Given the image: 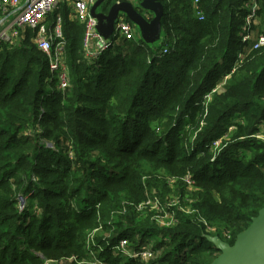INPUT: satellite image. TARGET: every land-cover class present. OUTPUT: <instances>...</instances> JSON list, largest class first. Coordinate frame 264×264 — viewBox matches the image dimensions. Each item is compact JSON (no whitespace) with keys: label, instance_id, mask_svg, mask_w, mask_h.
Listing matches in <instances>:
<instances>
[{"label":"trees","instance_id":"trees-1","mask_svg":"<svg viewBox=\"0 0 264 264\" xmlns=\"http://www.w3.org/2000/svg\"><path fill=\"white\" fill-rule=\"evenodd\" d=\"M159 1V45L122 38L96 60L62 4L63 92L31 38L0 44V264H32L35 250L85 254L97 227L107 233L94 250L157 239L149 260L122 264H209L219 250L206 235L233 244L264 205V142L253 136L264 122V46L236 64L248 0H199L201 19L193 0ZM256 14L251 29L264 33V0ZM163 171L193 213L157 197L162 210L137 208L159 207L146 192L169 184ZM36 192L37 211H19L18 195Z\"/></svg>","mask_w":264,"mask_h":264},{"label":"built area","instance_id":"built-area-1","mask_svg":"<svg viewBox=\"0 0 264 264\" xmlns=\"http://www.w3.org/2000/svg\"><path fill=\"white\" fill-rule=\"evenodd\" d=\"M96 0H0V44L16 45L25 38V32L29 29L37 30L36 36L31 39L35 47L40 50L48 59L49 80L56 79V88L63 92L69 86V74L65 63V38L61 29V16L56 10L65 4L69 7L74 19L84 25V52L87 58L96 60L101 53L124 39L139 38L133 24L124 18H119L114 26L112 37L101 38L95 30V18L90 15V7ZM198 1L193 0L196 13L201 19L203 15L198 9ZM258 0H248V13L244 18L245 23L241 27L240 41L242 48L237 52L236 64L245 55L244 47L256 49L264 46V33H258L253 37L251 21L255 17ZM51 17V25H46L45 21ZM140 39V38H139ZM168 51L167 47L162 49V53ZM234 70V69H233ZM207 97V95H206ZM253 136L264 142V122L258 127V131ZM219 142L214 141V147ZM216 149V148H215ZM189 178V177H188ZM187 178V179H188ZM24 195H19V210L25 206ZM154 203L159 201L154 197ZM146 245L141 243L131 244L129 238L120 237L116 241H104L106 250L112 254L121 255L128 259L139 258L149 260L152 257L153 244L151 239H146ZM101 244L98 248L101 251ZM108 258H91L88 264H112ZM167 264V263H163Z\"/></svg>","mask_w":264,"mask_h":264},{"label":"water","instance_id":"water-1","mask_svg":"<svg viewBox=\"0 0 264 264\" xmlns=\"http://www.w3.org/2000/svg\"><path fill=\"white\" fill-rule=\"evenodd\" d=\"M103 1L96 0L89 10L101 38L106 40L112 37L122 11L124 17L137 27L142 41L152 47L161 43L163 6L159 0H141L137 7L130 1L118 0L110 5L107 12L97 11ZM139 8L150 16H145ZM206 238L219 250L209 264H264V205L251 218L249 225L236 235L233 244L217 236L206 235Z\"/></svg>","mask_w":264,"mask_h":264},{"label":"rangeland","instance_id":"rangeland-1","mask_svg":"<svg viewBox=\"0 0 264 264\" xmlns=\"http://www.w3.org/2000/svg\"><path fill=\"white\" fill-rule=\"evenodd\" d=\"M116 1H114V2H116ZM114 2H112L111 0H104L103 3L101 4V6H99L97 8V11L107 12L109 10L110 5L113 4ZM257 5H258V9H259V0L257 1ZM61 8L57 9L56 12L59 13ZM66 8H67L69 14L73 15L72 10L69 7H67V6H66ZM257 10H256V13H257ZM256 13H255L254 17L257 16ZM120 14L124 16L125 13L121 11ZM51 22H52L51 17H48L46 19V21H45V24L50 26ZM133 26H134V29L137 32L138 37L141 38L137 27L135 25H133ZM94 28L96 30L95 26H94ZM36 33H37V30H35V29L26 30L25 38L29 37V38H31L33 40V38L36 36ZM238 115H239V112H237L235 114L236 117H238ZM227 123H228L227 124L228 129L232 130L234 128V125L229 124V122H227ZM214 141H215V143L219 142L220 138L216 139V140H213L212 143H214ZM48 145H50V144H48ZM238 150H239L240 154H244L246 156H249V152L246 151L245 149L239 148ZM216 151H217V149H215L214 152H216ZM160 178L163 179L164 181L167 178H169L171 180L169 181V184L166 185L165 188L163 186L162 187L159 186L160 187L159 188V192H156L155 190H148L146 192V195L149 198L157 197L160 201L161 200L164 201V202H168L169 201L170 205L172 207L180 208L181 209L180 211L182 213H184V214L193 213L194 210L191 209V206L193 205L194 201L192 199H188V200H186L185 198L178 199V198H176L177 197L176 194L174 195L173 187H174V181H176V179H177L176 176L169 175V174H167L166 171H163V173L160 174ZM189 188L192 189V186H189ZM19 195H18L17 198H18V202L20 203L21 201H19ZM160 195L163 196V199H161ZM36 196H37V192L35 194L26 196V198H25V206H24V209L22 211H25V209H27V208H28V210L31 213H33V211H37L36 210L37 206L35 205V202H34L36 200L35 199ZM148 201H151V200H148ZM152 202L154 203V200H152ZM155 203H156V201H155ZM146 204L147 203H142L139 206L137 205V208L138 207H141L140 209L150 208L151 209V214H154V210L155 211H160V210L163 209L161 207L162 204H159V207L156 206V205H153V204H150L151 206H149V207H143ZM31 205H32V209L30 208ZM140 209H138V210H140ZM153 218H156L157 221L160 224L164 225V226H168L169 221H170V220H163V218L170 219L168 216L154 215ZM29 219H30V215L27 213L26 221H28ZM97 229H95L93 231L91 229L89 232H86V233H88L87 240H86V242H88V243H87V251H86L85 254H80V252L78 250L72 249L73 252H69L71 250H68V253H66L65 255H61V256L58 255L57 256V254H54L51 251H45L44 252V251L35 250L36 251L35 258L36 259H35V261H33L32 264H66V263H69V262H72V261H74L75 264H88L87 261L90 260L92 257L93 258H106V256H108V254L112 255L111 258H109V260H108L111 263L116 262L118 264H122L123 262H125L126 259H128V258H125V257H123L121 255H117V253L116 254H112L111 252L110 253H108L107 251L104 252V250H106V245L105 244H103V246H101V251H100L99 248L95 249V250L92 249V245H94L96 243L95 240H92L93 237H97V236L101 237V235H104V234L107 233L106 232L107 230L101 229V227H97ZM96 230H97V232L95 233ZM102 231H104V232L102 233ZM133 239H134V241H136L135 240L136 238H134V236H133ZM156 240L157 239L153 238L152 244L156 245ZM78 254H80V255H78ZM163 263H166V262H163Z\"/></svg>","mask_w":264,"mask_h":264},{"label":"crops","instance_id":"crops-1","mask_svg":"<svg viewBox=\"0 0 264 264\" xmlns=\"http://www.w3.org/2000/svg\"><path fill=\"white\" fill-rule=\"evenodd\" d=\"M118 1V0H117ZM122 1V0H121ZM124 1H130V2H132L133 4H134V1L133 0H124ZM121 18H124V16L123 15H121ZM257 19V18H256ZM257 21H258V19H257ZM258 28L256 27V28H252V30H253V37L254 36H256L258 33H260L258 30H257ZM244 49H245V51L248 49V46H246V47H244Z\"/></svg>","mask_w":264,"mask_h":264}]
</instances>
